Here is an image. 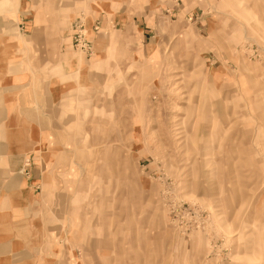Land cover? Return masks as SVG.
<instances>
[{
    "label": "rangeland",
    "instance_id": "1",
    "mask_svg": "<svg viewBox=\"0 0 264 264\" xmlns=\"http://www.w3.org/2000/svg\"><path fill=\"white\" fill-rule=\"evenodd\" d=\"M0 95L32 262L264 264V0H0Z\"/></svg>",
    "mask_w": 264,
    "mask_h": 264
},
{
    "label": "crops",
    "instance_id": "2",
    "mask_svg": "<svg viewBox=\"0 0 264 264\" xmlns=\"http://www.w3.org/2000/svg\"><path fill=\"white\" fill-rule=\"evenodd\" d=\"M5 113L6 109H4L2 101H0V117ZM2 132L5 133L2 137L10 139L9 128L2 130ZM4 157L7 158L6 161H3ZM9 158L10 155L6 156L4 153H0V264H37L36 260L32 262L31 254L26 250L25 244L22 242L24 235L23 224L13 220L17 216V212L10 210V201L19 202V197L24 194L10 193V185L12 184L8 173L6 175L4 171L5 167H3V164L6 163L10 170ZM4 177L7 181H3ZM19 184L20 181H15L14 186L17 187Z\"/></svg>",
    "mask_w": 264,
    "mask_h": 264
}]
</instances>
